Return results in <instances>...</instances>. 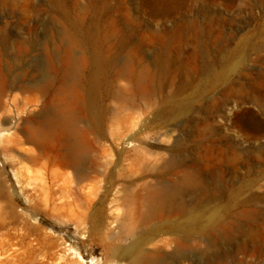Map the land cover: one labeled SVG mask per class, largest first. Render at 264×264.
Here are the masks:
<instances>
[{
    "label": "rangeland",
    "instance_id": "rangeland-1",
    "mask_svg": "<svg viewBox=\"0 0 264 264\" xmlns=\"http://www.w3.org/2000/svg\"><path fill=\"white\" fill-rule=\"evenodd\" d=\"M69 50L79 60H92L96 51L143 72L141 79L115 78L104 91L99 143L96 155L89 153L94 159L130 179L144 176L140 181L163 187L166 200L172 196L179 207H198L210 195L221 198L218 208L230 204L241 215L237 224L254 234L235 230L228 237L195 225L185 247L174 253L167 247L163 264H264V199H254L264 194V159H258L264 131L252 139L236 117L250 111L264 123V100L256 98L264 99V0H0L2 207L17 194L26 202L14 177L20 164L12 161L25 154L6 149L5 141H28L27 127L43 116L23 98L44 84L43 71L60 64ZM230 150L238 158L229 164ZM185 174L193 175L192 183L183 181ZM183 215L179 211L178 221ZM49 230L69 242L83 238L74 225ZM94 257H104L99 245Z\"/></svg>",
    "mask_w": 264,
    "mask_h": 264
},
{
    "label": "bare ground",
    "instance_id": "bare-ground-1",
    "mask_svg": "<svg viewBox=\"0 0 264 264\" xmlns=\"http://www.w3.org/2000/svg\"><path fill=\"white\" fill-rule=\"evenodd\" d=\"M100 54L95 51L92 60H79L69 50L60 64L43 71L44 84L35 92L31 90L30 97L23 98L26 104L39 107L43 116L35 122L27 116L33 123L27 127L28 141L35 147L17 138L5 141L6 149L11 145L25 154L23 159L11 160L14 166L20 164L17 169L14 167V177L26 202L17 194L9 205L0 206V264H163L164 257L169 255L167 247L172 253L183 247L194 234L195 225L202 226L203 233L222 230L232 237L237 230L252 237V230L237 224L241 215L230 204L226 209L218 208L221 198L210 195L198 207H179L172 196L167 202L168 191L163 187L140 181L144 176L130 179L131 176L114 171L109 163L100 164L97 157L89 154L99 143V100L104 91L114 87V79L124 74L138 79L143 76L142 71L129 65L121 67L116 60ZM1 73L0 69V76ZM3 86L0 107L6 95ZM52 87L55 89L51 92ZM243 92V87L235 91L238 96ZM236 117L250 138L263 136L264 123L257 115L249 111ZM226 156L229 164L237 157L233 151ZM263 157L264 145L258 159ZM183 177L187 182L194 178L192 174ZM228 191L225 196L231 199ZM254 199L260 201L264 194H256ZM21 205L23 208L18 210ZM116 210L122 213H115ZM179 211L184 213L182 222L178 221ZM73 225L83 238L69 242L68 236L49 230L53 227L64 231ZM103 231L104 236L97 237ZM165 233L170 236L163 238ZM98 245L103 251L102 261L94 257Z\"/></svg>",
    "mask_w": 264,
    "mask_h": 264
}]
</instances>
